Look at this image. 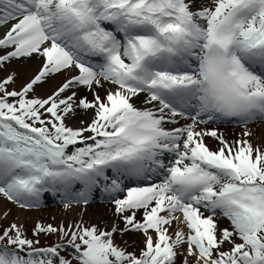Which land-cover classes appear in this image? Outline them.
<instances>
[{"label": "snow or ice", "instance_id": "6c2138e0", "mask_svg": "<svg viewBox=\"0 0 264 264\" xmlns=\"http://www.w3.org/2000/svg\"><path fill=\"white\" fill-rule=\"evenodd\" d=\"M0 28V68L40 62L19 89L0 78V198L69 209L99 192L114 217L29 235L5 209L0 264H264L247 128L264 121V0H0ZM233 122L242 139L206 127Z\"/></svg>", "mask_w": 264, "mask_h": 264}, {"label": "bare ground", "instance_id": "6f19581e", "mask_svg": "<svg viewBox=\"0 0 264 264\" xmlns=\"http://www.w3.org/2000/svg\"><path fill=\"white\" fill-rule=\"evenodd\" d=\"M3 33V28H0V34ZM39 60L32 58L29 60H20L13 61L11 64L5 66L4 68H0V78H3L7 72L15 71L17 73L16 83L11 87L19 89L35 72L37 67L39 66ZM57 81H52L43 87L38 89V94L43 95L48 92ZM138 106H142L140 102H137ZM80 119H87V117H78L74 118L69 123L74 126H80ZM208 128H216L218 133H222L224 137L228 140L242 139V133L244 131L245 126L243 127H232V126H221V125H207ZM247 128L251 131L252 135L249 137L252 143H264V122L260 123H252L247 125ZM206 142L211 146L215 147L217 142L211 138L206 137ZM10 208L12 211L8 217V220L17 219L18 222H21L25 225L30 224L31 222H36L40 220L42 222H54L58 223L61 221H79L83 219L85 223L88 224H96L98 226H103L105 224H110L114 219L112 215V205L111 203L102 204H88V205H73L69 209H65L64 207L54 208V209H43L42 207L38 209H32L28 211H22L16 208L15 205H12L10 202L0 198V213H2L5 209ZM55 218V220H53ZM6 222V221H5ZM225 225L227 221H222ZM140 237L137 234H126L123 237V241H127L129 245L133 244V241L136 244L140 243ZM117 242H122L120 238H117ZM131 250V249H130Z\"/></svg>", "mask_w": 264, "mask_h": 264}, {"label": "rangeland", "instance_id": "374dc122", "mask_svg": "<svg viewBox=\"0 0 264 264\" xmlns=\"http://www.w3.org/2000/svg\"><path fill=\"white\" fill-rule=\"evenodd\" d=\"M3 223H6L5 221H0V224H3ZM35 222H31L30 224H27L26 225V229L29 230L28 234L31 235V232H30V229L33 227ZM56 239V237H41V244L44 245V244H50L52 242H54Z\"/></svg>", "mask_w": 264, "mask_h": 264}]
</instances>
